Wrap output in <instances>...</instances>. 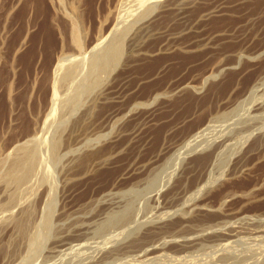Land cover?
<instances>
[{
  "label": "rangeland",
  "instance_id": "rangeland-1",
  "mask_svg": "<svg viewBox=\"0 0 264 264\" xmlns=\"http://www.w3.org/2000/svg\"><path fill=\"white\" fill-rule=\"evenodd\" d=\"M33 1L0 0V49L3 47L0 50L2 181L9 177L14 161V155L9 153L13 146L33 128L38 112L31 110H37L41 105L44 107L43 104L49 101V72L43 67L44 55L48 50L41 35L37 42L31 41L43 21L42 16L32 27L27 24L33 13ZM122 1L82 0L85 31H91L90 38L97 35L104 22V35L108 39L118 19L125 12V22L121 20L122 33H119L126 40L127 48L125 46L123 56L121 54L119 60L112 63L111 68L114 69L110 70L113 72L108 70L109 79L106 78L107 94L111 102H102L95 112H68L72 102L68 95V101L66 98L61 101L62 110L53 112L51 119H48L46 128L35 142L42 149L43 160L38 162L41 168L39 174L43 179H40L41 182L36 187H40L37 199L48 198V209L44 210L45 207L42 206L29 227V238L24 242L26 246H18V249H14L16 253L0 240V264H94L96 259L108 254L110 250L130 246L149 234L153 236L150 232L160 226L164 229L156 237V245L154 242L152 246L167 248L165 253L162 251L158 254L159 258L157 254L151 257V254L146 255L138 249H135L136 252L132 248L130 254L129 251L128 254L117 256L120 261L116 257L108 264H201L198 261H208V257L211 259L223 253V250L206 245L190 254H174L170 247L183 239L188 241V238L191 240L208 232L190 225L191 223L185 228L176 227L183 216H187L192 222L199 207L203 206L207 210L222 207L226 212L234 214L229 223H242L243 219H238L247 214L264 212V146L258 150V143L260 145L261 142H256L255 139L245 145L237 139L223 143L225 139L217 138L223 125L220 122L225 118L223 115H237L240 110L241 115L246 113L243 101L248 98L246 96L249 95V89L257 83L259 95H264V60L258 57L255 59L252 55L254 53L256 56L259 51H264V0ZM46 2L49 7L48 19L55 17L51 28L57 40L59 27L63 29L66 25L62 14H58L57 10L60 11L62 7L68 10L72 0ZM52 5L57 6L56 9ZM124 6L128 16L123 11ZM147 12L148 15L153 12L150 16L151 27L140 33L139 27L145 21L143 18ZM28 29L30 39L24 50L17 55L16 77L12 57L14 37L17 33V38H20ZM107 46H110L109 43ZM33 48L37 54L31 65L23 64L22 60ZM242 50L245 51L239 53ZM36 61L39 62L37 67ZM35 71L39 78L36 90L33 91ZM157 93L160 94L158 98L155 97ZM79 95L78 91L73 95L75 101H78L76 96ZM84 114H88L87 125L92 130L75 133L73 125ZM217 120H220L221 126ZM209 125L211 132L207 129ZM197 135H208V139L212 137L209 147L184 155L186 146ZM89 153L98 157L96 162L99 165L80 168L77 162L84 160ZM241 162L248 165L247 169H239L234 173V169L242 165ZM70 164L76 165L73 171L64 170L70 168ZM172 169H176L173 171L175 175ZM169 172H172L171 178L175 176L170 184L157 186V179L163 181ZM200 182H208L209 187L200 198H195L193 193ZM16 189L13 191L17 194L19 192L20 196L22 190ZM251 190L256 192L252 193ZM13 191L9 190V194ZM158 191L162 197L160 203L153 200ZM50 192L52 194L49 196ZM32 193L34 192H25L24 199ZM250 194L253 195L252 198ZM6 195L0 194V208L7 204L9 196ZM127 211L131 212L128 215L130 219L121 222L117 216L120 217ZM0 212L1 225L7 210L0 209ZM228 226V223H221L217 227ZM63 235L69 238L67 247L63 250L51 249ZM250 238L242 239L237 243L239 246L234 245L235 249L232 250L244 254L248 260L244 264H264V235L256 240Z\"/></svg>",
  "mask_w": 264,
  "mask_h": 264
},
{
  "label": "bare ground",
  "instance_id": "bare-ground-1",
  "mask_svg": "<svg viewBox=\"0 0 264 264\" xmlns=\"http://www.w3.org/2000/svg\"><path fill=\"white\" fill-rule=\"evenodd\" d=\"M158 1H160V0H158ZM22 2H23V0H22ZM122 2H124V0ZM51 3H53V2H51ZM64 3L65 2H63L62 4H64ZM140 3H142V2H140ZM33 5H34V9L32 7L33 13H32V15L29 16L27 24H28V26H31L33 23H35L36 21L39 20L40 16H42L43 21L40 24V27L37 30L36 35H34L31 38V41L32 42H37L39 37L42 36L44 41L42 39L41 40L43 41L46 49L48 50L45 53L46 55H44L43 67L45 68V70H47L49 72V74H48L49 75L48 76V84H49L50 92H49V96H48L49 97V101L45 105L43 104L44 107H42V105H41L37 110H34V111L31 110V112H38L35 115V119H34L35 122H34L33 128H32V130L30 132L28 131L29 133H27V135H26V137L24 139H20V141H18V143H16V145L13 146L11 152L9 153L11 155L12 154L14 155L13 156L14 157V161H13L11 169H10L9 177L4 179L3 181L0 180V194H2V195H6L7 194L6 196H9L8 200L6 199L7 200V204L4 203L5 204V205H3L4 207L2 206L3 208H0L1 210H7V214L9 213V215L6 214L5 220L0 225V240H2V243H7L9 245L8 249H10V250L12 248H13L12 250H14L18 246H20V247L23 246L24 242L29 238V236H28L29 235V230H30L29 227L32 225L31 223H33V220L36 219L37 213L40 211V209L42 208L43 205L45 207L44 210L48 209V208H46V206H48V204H47L48 202H46V200L48 198L46 199V197L43 196V197H45L46 200H44V198L43 199H41V198L37 199L38 193L40 192L39 191L40 187L39 188H36V187H38V185L40 184L41 180L43 179L42 175L39 174V171H41L40 170L41 168H40V165H39L40 163L38 164V162L39 161H43V160L41 159L42 158V154H41L42 153V149L38 145H36V143H35L39 139V136L42 134L43 130L46 128V124H47L48 119L49 120L51 119V116H52L53 112L58 113V112H60L62 110V109L60 110L61 101L64 98L68 97V95H69V98H71L70 101H72L71 102L72 104L70 103L71 106L68 104L70 108L66 106L67 108H69L68 112H75V113L76 112L77 113H79V112H81V113L82 112H95V111H97V108H99V106H100L99 104H103L102 102H105V103L111 102V100L109 101L110 97H108L109 95L107 94L108 88H106L107 87L106 82L108 81V80H106V78H108L107 74L109 73V71H111L110 69H112L111 68L112 65H113L112 63H115L116 59L119 60L118 57H120L121 54L123 56V53H124V50H125V46H126L125 45L126 40H124V38L122 36L120 37V33H122V32H120L121 31L120 27H122L121 26V20H122V22H125V16H124L125 12H123V14H122L123 16H120L121 18L118 19L117 25L115 26V28L110 33L111 35L109 36L108 39L105 38L104 30H103L104 29L103 28L104 27V22H102V21H101L102 24H101V26H100V28H99V30L97 32V35L94 34L95 37L94 38H90L89 34H91V31H89V30L85 31V17H84V15H85L84 11L85 10L83 11L82 6H81L82 5V0H72V2L69 3L68 10L64 9L63 7L61 8V10L59 9L60 11L57 10L58 14H60V13L62 14L66 25H64L65 28H63V29L59 27V37L56 40V38L54 36V33L52 31V28H51V22L54 23V18L55 17L54 18L51 17L53 19H51V18L48 19V14H49L48 3L46 2V0H34L33 1ZM54 5H52V6H54ZM133 5H134V3H133ZM122 6H123V4H122ZM151 6H152V4H151ZM56 7L54 6L53 8L56 9ZM125 7L126 6H124V8L122 7L123 11H126ZM130 7H132V6H130ZM120 8H121V6H120ZM143 10H145V9H143ZM149 11H151V10H149ZM148 12L145 13V16L143 18V19H145V21L143 23H141V25L139 27V32L140 33L143 30L147 31L146 29L151 27L152 19H150V16H152L151 14L153 12L150 13V15H148L149 14ZM210 13H212V12H210ZM127 16H128V12H127ZM105 24H107V22ZM124 25H125V23H124ZM148 31H150V29ZM22 32H23V30H22ZM28 32H29V29L26 32V34H24V35L21 34L20 38L19 37L17 38V33H16V36L14 37V45H12L13 46L12 57L14 58V61H15L14 66L16 67V70H15V72H16L15 76L16 77H17V55L20 54V52L24 50L25 46L27 45L28 39H30L29 38L30 37L29 36L30 33H28ZM30 32H32V31L30 30ZM145 33H147V32H145ZM39 35H41V36H39ZM122 35H124V33ZM142 36H143V34H142ZM17 39H18V41H17ZM42 41H41V43H42ZM5 42H6V40H5ZM108 43H109L110 46H107ZM200 45L203 46L204 44L203 45L200 44ZM126 48H127V46H126ZM244 51L245 50H242L239 53H243ZM36 54H37V51L35 50V48L31 49V51L27 54L26 58L22 60L23 64L31 65L30 63L32 62V60L34 59V56ZM252 55H253V57L255 59H258V58L262 59L263 58L262 60H264V51L263 52L259 51V53L256 56H254V53ZM252 55H251V57H252ZM40 56H42V54H40ZM248 57H249V55H248ZM253 57H252V60L254 59ZM13 58H12V60H13ZM107 58H109V59H107ZM1 59L2 58L0 57V62H1ZM28 61H30V62H28ZM40 62H41V60H40ZM38 63L39 62H37L36 67H37ZM116 63H118V61ZM116 66H118V65H116ZM36 67H35V69H36ZM111 72H113V71H111ZM13 73H14V71H13ZM103 74L106 75V77L102 78V76H104ZM37 75H38V73L36 74V71H35L34 74H33V79L34 80L32 82L33 83V87H32L33 91L36 90L35 88H36V85H37V82H38V78H39V76L37 77ZM109 75H111V74H109ZM11 85H12V83H11ZM259 89L260 88L258 87L257 83L254 85V87L251 90L249 89V93H248L249 95L246 96L248 98H246V100L243 101L244 102L243 104H245V107L243 109L247 110L244 115L240 114V111H241L240 110L239 111L240 115L239 114L236 115V113L235 114L231 113V114L223 115V116H225V118L220 116L221 118H224L223 121L220 122V123L223 124L222 126L219 123L220 120L219 121L217 120V122L221 126L220 127L221 128L220 131L218 130L219 132L217 134V138L220 137V139H221V137H222L223 140L225 139L224 141H222L223 143H226L228 141L231 142V141L237 139L238 142H243L246 145V143H248L251 139H255L256 142H261L260 145L258 143L259 147H257V149L258 148L261 149L264 146V95L263 96L259 95ZM262 89L264 90V86H263ZM261 90H260V93H261ZM77 91H78V94H80V95H79V97L76 96V98H78V101H75L73 95ZM159 96H160L159 93H157L155 95L156 98H158ZM66 100H67V98H66ZM66 100H64V102ZM64 109H65V106H64ZM243 109H242V112L244 111ZM87 116H88V114H84L79 120L76 119L77 121H76V123H74V125L72 124L73 125V131L75 133H78V131H80V132L82 131V133H83V131H90L91 127L89 129L90 125H87V123H88L87 122V120H88ZM44 118H45V121H43ZM221 118H219V119H221ZM54 123L55 122H53V124ZM69 123L71 124L70 121H69ZM215 124L216 123H214V125ZM63 127H62V129H63ZM92 128H94V126ZM210 128H211V126L209 125L207 129L209 130ZM71 130H72V128H71ZM73 131H71V132L73 133ZM209 132H211V131L209 130ZM75 133L73 135H75ZM207 134L211 135V133H207ZM70 135H72V134H70ZM208 135H202L203 138L206 137L205 138L206 140L205 139H201L202 136L199 137V135H197L196 138L191 143H189L186 146V149L184 151L185 152L184 155L187 154V152H189V154H190V151H197V150H200L201 148H205V146L209 147V144L212 142V139H211L212 137L208 139ZM79 136L81 137L83 135H79ZM96 136H97V134H96ZM62 139H63V137H62ZM74 139H77V141H79L78 138H76V137ZM80 140H82V139H80ZM74 141L76 142V140H74ZM222 142H221V145L223 144ZM235 142H237V141H235ZM260 149H258V150H260ZM261 153H262V151H261ZM95 155H97V154H95ZM97 158L95 156H93V154L90 155V153H89V156L83 158L84 160H82V161L80 160L81 162L78 161L77 165H79L80 168H82V167L83 168L96 167V165L97 166L99 165V163L96 162ZM174 161L176 162V158L174 159ZM46 163H48V162H46ZM70 166H71L70 168H68L66 166L67 169L64 168V170H66V171L68 169L72 170V169L75 168L76 165L74 166L73 164L72 165L70 164ZM247 167H248L247 164H245V163L243 164L242 163V165L240 164V166H238L237 168L234 169V173L236 171H238L239 169L244 171L245 169H247ZM174 170H176V169H174ZM174 170L172 169V172ZM172 172H169V174L167 173V176H165V178H163V181H161L160 179H157V180H159V182L158 183L155 182V184H157V186L158 185L162 186L163 184H164L163 186H165L167 184H170L171 179H174V177H175V176H173V178H171L172 177ZM174 172H173V175H175ZM222 177H224V176L222 175ZM44 179L46 180V178H44ZM203 183L200 182V184L198 186L196 185L197 188L195 189V191L193 193V196L195 198H200L205 193V191H207V189L209 187V184H208V182L207 183L203 182ZM15 188H17L18 191L22 190V192H21L22 194L20 196H19V194H20L19 192L17 194V192L13 191V190H15ZM256 188H258V187L256 186ZM9 190L10 191L12 190L13 193L11 194V192H10V194H9ZM50 190L52 191V189H50ZM45 191H47V190H45ZM184 191H185V188H184ZM25 192H26V194H28L29 192H34V193H32L30 196L28 195V197H26V199H24L25 198L24 197ZM177 192L180 193L181 191H177ZM251 192H252V190H251ZM51 194L52 193L50 192L49 196ZM245 194H247V192ZM46 196H48V195H46ZM250 196H251L250 198H252L253 195L250 194ZM255 196L257 197V195H255ZM172 197H174V196H171V198ZM245 197H246V195H245ZM247 197L246 198L248 200L249 199V194H248ZM161 199H162V197L160 196V191H158V194L154 197L153 200L156 203H160ZM174 199H175V197H174ZM41 203H42V205H41ZM132 204H134V203H132ZM135 208H137V207H135ZM198 209L199 210L196 212L197 215L195 216V218H193L192 222H190V220L188 219L187 216H186L187 218L185 216H183L182 219H180V221L177 223L176 227H182V228L184 227L185 228L187 225H189L188 223H191L190 225H192L194 227H199L200 230L204 229L205 232H206V230H208V232H206V233L203 232L206 235L202 236V234H200L199 236L197 235L196 237H193L194 239L190 238L191 240H189V238H188V241H187V239H185V240L183 239V241H181L182 240L181 239L180 240L181 242L179 244H177V245L174 244L175 246L170 247L171 251L174 254L176 253V254H180V255L182 253H184V254L185 253H189L190 254V252H193V251L196 252L199 248H201L203 246H206V245H209V246H212V247L221 248V251L223 250V253H219L220 250L218 249V251H219L218 253L219 254L217 256H214L211 259H209V257H208V261L202 259V261L200 260V262L198 261V263H201V264H242L244 261L246 262L247 258L244 256V254H242V252L237 251V250L233 251L232 248L235 249L234 245H236L238 242H241V240L244 239V238L251 237L253 240H256L257 238H262V235H264V212H260V213H256V214H252V215L247 214L243 218L238 219V221L243 219L242 223H229V220L234 218V214H231L230 212H226L222 207H220L218 209H214V210H207V209L203 208V206H202V208L199 207ZM131 211H133V210H131ZM45 213H43V214H45ZM124 213H126V214L121 215L120 217L117 216V218L121 219V222L122 221H127V220L130 219L128 217V215L131 212L128 213V211H127V212H124ZM60 216H61V214H60ZM130 217H131V215H130ZM116 221H119V220H116ZM224 222L229 224V226L227 228H224V227L218 228L217 227V226L221 225V223L224 225L225 224ZM34 223H35V221H34ZM87 224H89V223H87ZM163 229H164V227H162V226L156 227V228L153 229L154 230L153 232H150L151 234H153V236L152 235L150 236V234H149L147 237H145V238H143V239H141L139 241H136L133 244H130V246H128V245L125 246V247L121 246V248H118L115 251L114 250H112V251L110 250V252L108 254H105L102 257H99L98 259H96L97 261L95 260L96 262L94 264H108V262L111 261L112 259H117L118 258L117 256H119V255L128 254L129 251H130L129 252V254H130L131 251H132L131 250L132 248H134V250L138 249L139 252L140 251H144L146 253V255L147 254H151V257H153L152 255L156 256V254L158 256V254L162 253V251H164L167 247L164 246L166 248H163V246L162 247L160 246L161 248H158V247H153L152 245H154V242L156 241L155 240L156 237L159 234L161 235V231ZM35 234H36V232H35ZM31 235L32 234L30 232V237H31ZM75 235H77V234H75ZM82 235L83 234H80V236H82ZM251 238H250V240H251ZM68 239H69L68 236L66 237V236L63 235L62 237H60L54 243V245H53L54 248H51V249L63 250L65 247H67L68 243H70ZM33 241L35 242V240H33ZM36 242H37V240H36ZM155 245H156V242H155ZM240 245H242V244H240ZM245 245H247V244H245ZM6 251L8 252V250H6ZM13 252H15V250ZM165 252L166 251H164V253ZM250 256H251V254H250ZM260 257H262V256H260ZM158 258H159V256H158ZM172 258H174V257H172ZM148 259H149V256H148ZM118 260H119V258L117 259V261ZM182 262H183V260H182ZM247 262H248V260H247ZM133 263H135V261Z\"/></svg>",
  "mask_w": 264,
  "mask_h": 264
}]
</instances>
